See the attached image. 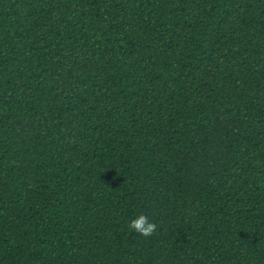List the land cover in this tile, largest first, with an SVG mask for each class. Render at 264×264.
<instances>
[{"label":"trees","instance_id":"16d2710c","mask_svg":"<svg viewBox=\"0 0 264 264\" xmlns=\"http://www.w3.org/2000/svg\"><path fill=\"white\" fill-rule=\"evenodd\" d=\"M0 264H264V0H0Z\"/></svg>","mask_w":264,"mask_h":264},{"label":"clouds","instance_id":"9594fccd","mask_svg":"<svg viewBox=\"0 0 264 264\" xmlns=\"http://www.w3.org/2000/svg\"><path fill=\"white\" fill-rule=\"evenodd\" d=\"M129 228L145 238L151 237L157 230V223L152 222L145 215H138L129 223Z\"/></svg>","mask_w":264,"mask_h":264}]
</instances>
